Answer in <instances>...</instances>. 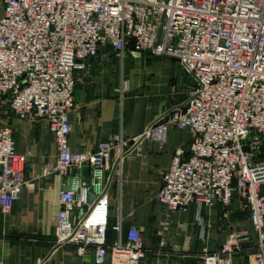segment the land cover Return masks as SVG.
Segmentation results:
<instances>
[{
  "label": "built area",
  "instance_id": "2783aa9c",
  "mask_svg": "<svg viewBox=\"0 0 264 264\" xmlns=\"http://www.w3.org/2000/svg\"><path fill=\"white\" fill-rule=\"evenodd\" d=\"M0 96L16 118L47 122L59 152L44 177L85 166L118 168L139 141L166 140L169 128L193 133L189 157L176 152L162 178L157 202L185 212L192 204L231 206L241 198L255 232L252 264H264V0H0ZM161 31V35H160ZM121 57L137 53L176 60L195 81L186 101L153 123L140 140L123 134L96 150L72 152L70 112L76 73L100 48ZM25 158L12 130L0 129V207L10 212L27 186ZM81 180L59 196L57 245L93 251L96 264H138L147 256L141 231L107 244L108 200L103 191L88 203ZM245 231H232L203 264H232ZM162 239L160 247H164Z\"/></svg>",
  "mask_w": 264,
  "mask_h": 264
},
{
  "label": "crops",
  "instance_id": "0c3cea01",
  "mask_svg": "<svg viewBox=\"0 0 264 264\" xmlns=\"http://www.w3.org/2000/svg\"><path fill=\"white\" fill-rule=\"evenodd\" d=\"M127 53L121 57L110 47L100 48L76 73V106L69 114L72 152L96 150L119 134L140 140L195 89V81L176 60H154L131 48ZM5 100L0 96V129L11 128L16 151L25 158L28 184L10 212L0 207V264H96L93 251L80 255L76 246L56 243L60 193L83 179L89 182L90 195L103 191L107 197L109 246L120 234L125 241L132 227L141 231L147 256L138 264H203L204 253L219 250L232 231L248 232L252 238L234 254L232 264H252L255 232L241 198L235 197L229 207L219 202L212 207L192 204L185 212L157 202L176 152L189 157L190 130L169 128L164 142L144 138L118 168L113 167L118 160L114 151L111 168L85 166L65 176L44 177L43 167L55 164L59 156L54 135L45 120H18ZM104 264H111L110 259Z\"/></svg>",
  "mask_w": 264,
  "mask_h": 264
},
{
  "label": "water",
  "instance_id": "95a60500",
  "mask_svg": "<svg viewBox=\"0 0 264 264\" xmlns=\"http://www.w3.org/2000/svg\"><path fill=\"white\" fill-rule=\"evenodd\" d=\"M160 35H161V31H160ZM94 200H95V196L94 195H89L88 203H92Z\"/></svg>",
  "mask_w": 264,
  "mask_h": 264
},
{
  "label": "rangeland",
  "instance_id": "374dc122",
  "mask_svg": "<svg viewBox=\"0 0 264 264\" xmlns=\"http://www.w3.org/2000/svg\"><path fill=\"white\" fill-rule=\"evenodd\" d=\"M128 55H130L129 53H127ZM151 56H153L152 54H150ZM154 58V60H156V59H158V57H153ZM2 98H4L3 96H1ZM5 101H7L8 102V100H5Z\"/></svg>",
  "mask_w": 264,
  "mask_h": 264
}]
</instances>
